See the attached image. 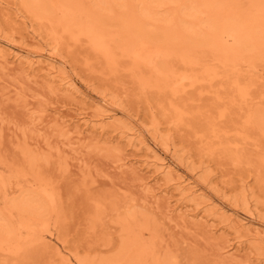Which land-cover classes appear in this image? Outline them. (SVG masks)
Listing matches in <instances>:
<instances>
[{
	"label": "rangeland",
	"instance_id": "1",
	"mask_svg": "<svg viewBox=\"0 0 264 264\" xmlns=\"http://www.w3.org/2000/svg\"><path fill=\"white\" fill-rule=\"evenodd\" d=\"M22 3L0 0V210L15 232L0 264H86L114 255L126 230L142 264H264V247L235 231L240 220L264 235V123L253 121L264 114V54L180 62L142 40L151 47L136 46L138 61L105 59L83 36L53 37ZM17 56L41 63L29 69ZM47 62L66 84L45 75ZM92 118L114 126L100 133L85 126ZM153 161L177 170L191 198ZM24 193L45 200L40 220L8 205Z\"/></svg>",
	"mask_w": 264,
	"mask_h": 264
},
{
	"label": "bare ground",
	"instance_id": "2",
	"mask_svg": "<svg viewBox=\"0 0 264 264\" xmlns=\"http://www.w3.org/2000/svg\"><path fill=\"white\" fill-rule=\"evenodd\" d=\"M235 1L236 0H58L57 2H59V4L56 5L57 8H54L56 7L55 5L53 7L56 10L54 12H57L54 18L52 12H50V4L53 0H39L38 4H36V0H23L22 6L34 20L47 21L51 27L50 31L53 37H56L58 33L60 34L59 31L62 32L61 34L68 33L74 37L83 36L90 46H87L88 49L91 48L105 59H111L112 55L119 52L123 57L125 56L131 61H138L137 57L139 55L136 51V46L139 45L143 49L145 46L149 45L146 44L144 47L142 45L149 41V43L152 44V48L154 46V50L158 53V55L156 53L158 59L166 57L167 55H175L176 58H182L180 59L181 61L178 59V61L182 62L185 61L183 59L186 56H188V58H185L186 60H194L190 54L195 56V53L203 52L205 54V52L212 53L216 51L212 53L213 56L216 55L217 59L234 65L240 58L245 59L246 57L245 60L250 58L255 59L257 55L264 54V0ZM238 2H241V4H235ZM56 15H58V17H55ZM68 37L70 36L68 35ZM32 38L35 39V37ZM123 38L127 39V41L124 39L126 41L125 44H121ZM142 40L145 42L143 43ZM140 41L143 44H138ZM140 47L139 49H141ZM147 52L148 51L144 54H147ZM119 53L117 54L119 55ZM212 54H210V56L213 61L215 57L213 58ZM154 56H152L153 60L155 58ZM17 57L20 63L25 64L29 69H33V67L40 62L30 59L29 57ZM191 60L190 62H192ZM147 66L149 74L159 72V70L162 69L157 62L156 64H150L148 62ZM40 67L44 68L45 75L51 80H57L61 84L67 83L64 82L66 80H64L65 78L61 72L55 70L50 62H47L45 66L42 64ZM156 67L159 70H157ZM167 74L168 73L162 70V75H164L162 76L163 81L168 77ZM141 77L140 79L142 80L143 77ZM100 108H98V110L96 108L99 114L102 112ZM257 113L255 117L253 116V121L255 120L256 123H264V114ZM177 114L178 113H176V115ZM92 119L91 121L93 122H84L85 126L91 124V128L100 133L105 130V127L110 128L114 126L112 122H104L101 118ZM179 120L181 121V119ZM140 143L145 146V144H143L144 142L139 140V144ZM155 161L149 164L156 167V171L159 170L158 172L164 176V180L167 184L170 182L177 185L180 197L184 196L183 198L185 200V197H190L195 193L194 187L185 181L177 170L169 166L158 167ZM32 162L31 160L30 165H32ZM34 164L33 162V165ZM27 171L28 170H26V172ZM40 196L41 195L38 196V194L36 195L33 193H24L11 199L8 205L11 209L17 211L20 217H25L29 220L39 218L38 220H40V217L48 213L45 200ZM138 216L137 214V219L139 218ZM139 220L141 221V219ZM140 223H142V221ZM130 224H132V220ZM235 224H237V229L235 228L236 233H240L238 229L244 227L241 229L247 232L252 246L259 250L264 247V235L258 230L245 227L240 220ZM121 225L124 226V224ZM126 225L127 224H125V226ZM132 231L134 230H131V232L126 230L128 234L129 232L130 234L135 232ZM14 233L10 218L0 210V243L5 244L8 238H13ZM128 234L127 239L125 238L126 234H123L124 237L122 235L124 238L122 239V245L118 247L119 249L114 255L105 256L106 258L96 261H86V264H142L141 256L144 253V249L142 250L140 247L136 246L135 249H133V247L131 248L132 245H135L133 244L135 240H133V236H129ZM136 235L138 234L136 233ZM0 247L2 246L0 245ZM63 260H66V258H63ZM66 262L68 263L69 259H67ZM154 264H167V262L165 260L161 262L160 260H155Z\"/></svg>",
	"mask_w": 264,
	"mask_h": 264
}]
</instances>
